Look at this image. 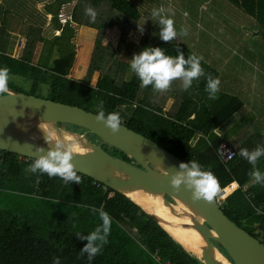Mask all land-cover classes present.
<instances>
[{"label":"trees","instance_id":"16d2710c","mask_svg":"<svg viewBox=\"0 0 264 264\" xmlns=\"http://www.w3.org/2000/svg\"><path fill=\"white\" fill-rule=\"evenodd\" d=\"M227 1L251 16L264 32V0ZM140 17L141 11L130 0H77L70 19L94 36L82 80L70 76L77 54L68 23L51 39L31 28L18 56L11 52V34L0 26V84L34 96L49 84L46 98L76 105L143 134L179 157L212 189L236 181L239 187L226 198L222 211L264 243V138L258 143L251 135L231 160L222 163L217 155L222 138L214 129L242 107L238 97L220 95L212 100L205 95L203 103L201 97L194 102L184 97L174 113L140 97L142 91L160 86L173 59L177 68H189L195 57L185 44L162 39L146 57L139 55L143 47L135 45L133 56L128 33ZM38 44L42 48L36 55ZM205 74L209 77L204 76L198 88L204 92L217 72ZM9 75L23 77L29 90L7 82ZM58 125L78 133L85 130ZM211 134L217 138L210 141ZM201 137L206 141L200 147ZM88 138L93 141L96 136ZM98 140L114 157L138 166L121 150ZM44 162L0 150V264H205L126 196L102 188V183L97 186L84 174L50 163L52 167L42 166Z\"/></svg>","mask_w":264,"mask_h":264},{"label":"water","instance_id":"95a60500","mask_svg":"<svg viewBox=\"0 0 264 264\" xmlns=\"http://www.w3.org/2000/svg\"><path fill=\"white\" fill-rule=\"evenodd\" d=\"M0 92V150L89 176L126 196L169 233L162 225L165 221L136 198L159 199L177 221L172 228L201 242V253L169 235L205 264H223V258L230 264H264V243L229 219L208 183L172 152L124 124L76 105L4 84ZM58 123L85 130L78 133ZM89 134L121 150L138 166L114 157L89 139Z\"/></svg>","mask_w":264,"mask_h":264},{"label":"rangeland","instance_id":"374dc122","mask_svg":"<svg viewBox=\"0 0 264 264\" xmlns=\"http://www.w3.org/2000/svg\"><path fill=\"white\" fill-rule=\"evenodd\" d=\"M130 1L136 3L141 11L136 27L128 33L127 42L131 43L129 52L133 56L136 54L137 44L143 47L139 55L148 56L146 52L150 53L151 46L158 39L183 43L195 55L189 68H177L178 61L173 59L164 70L160 86L150 91H142L143 87H140V97L161 106L163 112L174 113L184 97H191L193 102L201 97L200 103L204 102L202 96L205 95L214 100L218 94L214 90L224 80L227 82L225 91L237 95L244 102V107L229 119V124L219 136L225 142L234 143L241 135L246 138L253 135V141L261 143L262 137L264 138V32L257 22L227 0ZM43 35L51 37L54 32L50 29L44 31ZM112 40L116 41L114 38ZM93 43L92 34L75 36L77 55L70 73L74 79L82 80ZM22 45L21 41L17 47L20 49ZM208 70L217 72L218 77L212 79L205 92L200 91L198 88L203 84L204 76L209 77V74H205ZM96 76L97 74L93 75L92 84L95 83ZM5 80L20 87L22 91L29 90L23 77L9 75ZM248 88L255 94L248 92ZM48 91L49 84H46L37 93L47 97ZM209 138L211 141L217 137L211 134ZM204 139L201 137L200 147L205 145ZM198 140L195 137L194 142ZM93 141L99 143L97 138H93Z\"/></svg>","mask_w":264,"mask_h":264},{"label":"crops","instance_id":"0c3cea01","mask_svg":"<svg viewBox=\"0 0 264 264\" xmlns=\"http://www.w3.org/2000/svg\"><path fill=\"white\" fill-rule=\"evenodd\" d=\"M60 1L61 0H0V26H3V28H5V30L11 34V52L13 56H18L21 52L26 41L25 34L29 32L31 28L37 30V32H39V35L41 36L44 31L50 29L54 32V35H58L63 25L68 23L69 26L72 28V34L74 33L72 41H74L76 35H91L90 32H88L87 30L85 31L81 27H78L76 23L70 19L72 14V8L75 6L77 0H62L63 3ZM54 16L56 17L55 21L54 19L52 20V18H55ZM45 37L46 39H51V37L48 35H46ZM21 41L23 42V45L19 49L17 45ZM41 48L42 45L38 44L35 51L36 55H38V51ZM56 56L55 54L50 56L49 62H51L52 59ZM231 83L232 81L230 82V84ZM220 84L221 85L219 87H216L214 90L218 92L214 100H217L220 95H231L238 97L237 95H234L233 93H230L227 90L225 91V89L227 88V82H224V80H222L220 81ZM182 90H184V88ZM229 90L232 91L231 89ZM247 91L253 93L251 88H248ZM257 97L259 96L257 95ZM243 107L244 102L242 101V107L236 112L241 110ZM235 113H233V115ZM233 115H231L225 122H223L216 129H214V133L217 136H219L220 133L224 130V127L229 124V119L233 117ZM235 119L236 118H234V121ZM235 122L236 124L238 123L237 121ZM240 126L243 125L240 124ZM245 139L246 137H243L241 135V137L237 138V141H233L234 143H232L231 141L225 142L222 140L221 144H229L237 150L239 148L238 145L242 143Z\"/></svg>","mask_w":264,"mask_h":264},{"label":"bare ground","instance_id":"6f19581e","mask_svg":"<svg viewBox=\"0 0 264 264\" xmlns=\"http://www.w3.org/2000/svg\"><path fill=\"white\" fill-rule=\"evenodd\" d=\"M73 144L74 142L70 140ZM137 201L144 206V208L148 209L150 212H153L157 216L161 217L165 223H162L164 228L174 236L185 248L192 250L195 253H201L202 243L198 242L195 238H191L190 236L183 234L181 229L172 228V222H177L176 219L168 212V209L162 204V202L157 198H149L138 196ZM223 264H230L228 260L222 259Z\"/></svg>","mask_w":264,"mask_h":264},{"label":"built area","instance_id":"2783aa9c","mask_svg":"<svg viewBox=\"0 0 264 264\" xmlns=\"http://www.w3.org/2000/svg\"><path fill=\"white\" fill-rule=\"evenodd\" d=\"M236 153V149L228 146L227 144H220L217 148V155L219 160L222 163H227L229 160H231ZM48 162H44L42 166H49L47 164ZM54 166V164H52ZM49 166V167H52ZM100 183L97 182L96 185L98 186ZM239 187V184L236 181H232L228 183L227 185L216 189L214 192V198L217 202V204L222 207L223 203L225 202L226 198L235 190ZM102 188H106V185L103 184ZM245 189V187H243Z\"/></svg>","mask_w":264,"mask_h":264},{"label":"clouds","instance_id":"9594fccd","mask_svg":"<svg viewBox=\"0 0 264 264\" xmlns=\"http://www.w3.org/2000/svg\"><path fill=\"white\" fill-rule=\"evenodd\" d=\"M221 144V143H220ZM219 144V145H220ZM228 146H229V144H228ZM232 147V146H231ZM51 164V163H50ZM227 185V184H226ZM211 188V187H210ZM212 189V188H211ZM219 189V188H218ZM216 190V189H215ZM215 190L214 189H212V192H213V195H214V192H215ZM222 208V207H221Z\"/></svg>","mask_w":264,"mask_h":264},{"label":"flooded vegetation","instance_id":"af4514ba","mask_svg":"<svg viewBox=\"0 0 264 264\" xmlns=\"http://www.w3.org/2000/svg\"><path fill=\"white\" fill-rule=\"evenodd\" d=\"M214 244L217 246V244L214 242ZM218 247V246H217Z\"/></svg>","mask_w":264,"mask_h":264}]
</instances>
